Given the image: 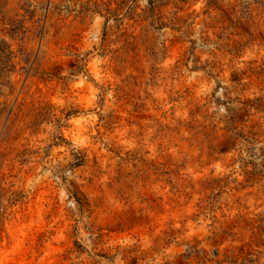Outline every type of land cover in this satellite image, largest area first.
Segmentation results:
<instances>
[{"label": "rangeland", "instance_id": "rangeland-1", "mask_svg": "<svg viewBox=\"0 0 264 264\" xmlns=\"http://www.w3.org/2000/svg\"><path fill=\"white\" fill-rule=\"evenodd\" d=\"M0 264H264V0H0Z\"/></svg>", "mask_w": 264, "mask_h": 264}]
</instances>
